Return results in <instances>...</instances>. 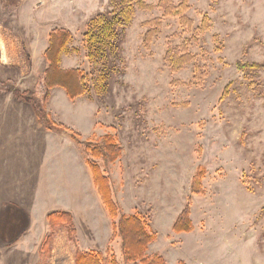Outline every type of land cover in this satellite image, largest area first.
Returning <instances> with one entry per match:
<instances>
[{"label": "rangeland", "instance_id": "374dc122", "mask_svg": "<svg viewBox=\"0 0 264 264\" xmlns=\"http://www.w3.org/2000/svg\"><path fill=\"white\" fill-rule=\"evenodd\" d=\"M185 1L189 21L183 24L164 15L157 0H143L148 7H136L126 28L107 95L90 91L69 99L56 87L61 91L50 90L46 111L83 141L115 137L120 157L95 161L109 177L120 213H140L155 233L147 255L159 254L166 264H264V67L238 65L264 62V0ZM29 2L24 15L54 17L51 1L37 13L27 9ZM0 11V19H13L1 3ZM79 19L69 25L68 47L76 51L62 55L60 67L88 73L83 34L89 19ZM173 49L190 54L174 71L165 61ZM29 59L22 74L4 65L0 50V81L32 92L43 73L40 66L31 72ZM87 160L93 158L82 146L45 127L31 103L0 91V264H72L63 240L41 254L46 216L56 210L71 214L82 252L121 261L120 239ZM199 167L202 192L193 194ZM187 203L194 228L175 233L172 225Z\"/></svg>", "mask_w": 264, "mask_h": 264}, {"label": "trees", "instance_id": "16d2710c", "mask_svg": "<svg viewBox=\"0 0 264 264\" xmlns=\"http://www.w3.org/2000/svg\"><path fill=\"white\" fill-rule=\"evenodd\" d=\"M21 2L22 0H0L2 8L8 10L18 7ZM136 7L145 9L148 6L143 4V0H109L105 10L97 12L89 19L83 34L86 57L90 65L88 73L79 68L60 67L61 56L70 51L75 52L76 48L70 50L68 47L72 39L68 29L55 28L49 33V45L44 51L47 67L32 92H20L11 81H0L1 92L11 90L17 99L31 103L46 128L64 132L93 158L87 160V165L100 200L113 220V236L120 239L122 259L118 261L111 257L106 260L100 252H82L77 245L71 214L63 210L51 211L46 216L49 232L41 243V254H48L55 247L57 240H63L65 249L71 255L72 264H166L159 254L151 256L146 254L148 245L156 238L155 233L150 230L148 222L140 213H120L119 205L112 196L109 177L95 161L101 158L104 164H108L114 163L120 157L121 147L115 137L105 134L97 142L83 141L79 133L69 131L64 125L55 123L46 111L50 90L55 87L62 88L69 99H75L90 91L99 98L107 95L110 78L116 72L122 58L125 31L132 23ZM156 7L160 8L164 15L178 17L183 24L189 21L184 15L188 7L185 0L178 4H174L172 0H157ZM148 34L149 32L146 34V40L150 39ZM0 50L7 61L4 65L17 67L22 74L29 72L30 59L21 38L1 24ZM182 50H185V47ZM182 50H167L165 54V61L172 71L180 69L190 61V54L186 51L181 52ZM238 65L240 68H261L264 67V62H239ZM204 174V168L199 167L191 180V193L202 192ZM193 228L190 206L187 203L176 217L172 230L181 233L191 232ZM178 264L185 263L179 261Z\"/></svg>", "mask_w": 264, "mask_h": 264}, {"label": "crops", "instance_id": "0c3cea01", "mask_svg": "<svg viewBox=\"0 0 264 264\" xmlns=\"http://www.w3.org/2000/svg\"><path fill=\"white\" fill-rule=\"evenodd\" d=\"M27 5L32 11L37 13V10L41 12V9L46 5L47 1H51L55 4L53 11L54 17L44 21L43 18L30 17L27 13L24 15L25 0H22L20 5L13 10L9 11L7 15L13 16V19H8L9 22L0 19V23L5 24L13 32L17 33L23 40L25 48L28 51L31 61V72H37V67L40 66V73H44L47 67V61L44 56V51L49 45V33L55 28H66L70 31L69 25L74 23V19L80 21V17L83 19H90L97 12L105 10L108 7L109 0H29ZM82 4H81V2ZM106 7L103 8V6ZM82 6H84L82 8ZM1 12V11H0ZM77 14V18L73 13ZM64 14V15H63ZM3 15V14H2ZM87 15V16H86ZM87 17V18H86ZM85 20V21H86ZM56 23V24H54ZM73 36V35H72ZM64 56V55H63ZM61 57V63H64V58ZM67 67H63L66 69ZM37 77V76H36ZM26 78V77H25ZM36 79V78H35ZM56 90V87L52 91Z\"/></svg>", "mask_w": 264, "mask_h": 264}]
</instances>
